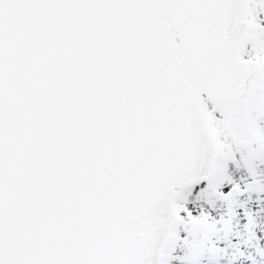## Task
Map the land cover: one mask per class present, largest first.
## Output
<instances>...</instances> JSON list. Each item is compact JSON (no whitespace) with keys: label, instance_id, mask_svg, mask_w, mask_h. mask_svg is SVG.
Here are the masks:
<instances>
[{"label":"snow or ice","instance_id":"snow-or-ice-1","mask_svg":"<svg viewBox=\"0 0 264 264\" xmlns=\"http://www.w3.org/2000/svg\"><path fill=\"white\" fill-rule=\"evenodd\" d=\"M0 264H264V0H0Z\"/></svg>","mask_w":264,"mask_h":264}]
</instances>
